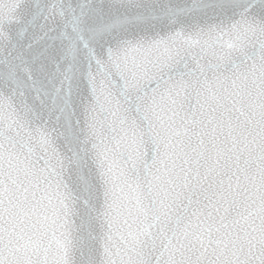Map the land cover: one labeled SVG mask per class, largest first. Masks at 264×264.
Instances as JSON below:
<instances>
[{
	"label": "water",
	"instance_id": "obj_1",
	"mask_svg": "<svg viewBox=\"0 0 264 264\" xmlns=\"http://www.w3.org/2000/svg\"><path fill=\"white\" fill-rule=\"evenodd\" d=\"M0 264H264V0H0Z\"/></svg>",
	"mask_w": 264,
	"mask_h": 264
},
{
	"label": "clouds",
	"instance_id": "obj_2",
	"mask_svg": "<svg viewBox=\"0 0 264 264\" xmlns=\"http://www.w3.org/2000/svg\"><path fill=\"white\" fill-rule=\"evenodd\" d=\"M184 63H186V60H185L183 55L179 56L174 61L173 67L176 69V71L173 72L174 77L177 75L183 76L184 73L181 71V66ZM193 71H195V70H193ZM85 72H87V74L89 76H91L92 79H94L98 83H103L105 80L106 74L108 72V65L105 63V64H102L98 67H87V68L77 67V69L75 70V78L79 80L81 75H83ZM87 195H88V191H87V189H84L80 193L79 199H85V197H87ZM154 238L155 237L153 235H148L144 239L147 240L148 242H151Z\"/></svg>",
	"mask_w": 264,
	"mask_h": 264
}]
</instances>
